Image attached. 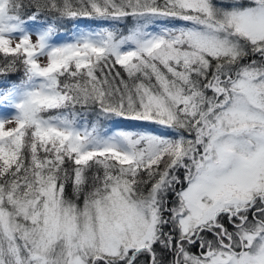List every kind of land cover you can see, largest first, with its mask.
<instances>
[{
  "label": "snow or ice",
  "instance_id": "6c2138e0",
  "mask_svg": "<svg viewBox=\"0 0 264 264\" xmlns=\"http://www.w3.org/2000/svg\"><path fill=\"white\" fill-rule=\"evenodd\" d=\"M0 55V264H264V0H0Z\"/></svg>",
  "mask_w": 264,
  "mask_h": 264
},
{
  "label": "trees",
  "instance_id": "16d2710c",
  "mask_svg": "<svg viewBox=\"0 0 264 264\" xmlns=\"http://www.w3.org/2000/svg\"><path fill=\"white\" fill-rule=\"evenodd\" d=\"M44 19H45V17L42 16L38 19V21L40 23H42ZM85 26L95 27V25L91 24L89 21L83 20V19L66 22L60 27L59 32L55 37H59V36L64 37V38L71 37L79 29L85 28ZM0 65H3L2 55H0ZM117 70H120L122 72V69H119V66H117ZM20 78H21L20 72H17L15 74L8 75V76L0 75V88L5 87L6 85H8L12 82H18L20 80ZM125 79H127L126 75H125ZM2 106H4V105L0 104V108ZM141 123H144V122L128 121V122H120L119 124H117L115 126H119L121 128H125L127 130H145V129L136 127L137 125H140ZM110 127H113V125H110ZM151 127L156 129L157 134H162L165 131L159 125H151ZM192 250L195 251L196 249H192Z\"/></svg>",
  "mask_w": 264,
  "mask_h": 264
},
{
  "label": "rangeland",
  "instance_id": "374dc122",
  "mask_svg": "<svg viewBox=\"0 0 264 264\" xmlns=\"http://www.w3.org/2000/svg\"><path fill=\"white\" fill-rule=\"evenodd\" d=\"M39 24H40V22L37 20V21L33 22L31 24V26L29 27V31L33 33L32 36H31V38H32L33 41H35V39H36V36H35L34 33H35V30L38 28ZM72 37L73 36L68 37V38H64V37H61V36L54 37V39H53L52 42L55 43V44H61V43H65V42H70L71 39H72ZM40 62L41 63H44L45 62L44 61V58H41V61ZM12 114H13V110L11 108L6 107V106H2L0 108V116H10ZM7 126L10 127L12 125H7ZM115 127H119V126H115Z\"/></svg>",
  "mask_w": 264,
  "mask_h": 264
}]
</instances>
